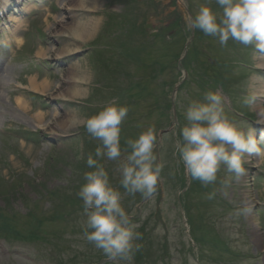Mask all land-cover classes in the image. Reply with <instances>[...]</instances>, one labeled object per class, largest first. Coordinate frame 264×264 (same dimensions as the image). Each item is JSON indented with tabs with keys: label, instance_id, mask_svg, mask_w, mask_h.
<instances>
[{
	"label": "rangeland",
	"instance_id": "obj_1",
	"mask_svg": "<svg viewBox=\"0 0 264 264\" xmlns=\"http://www.w3.org/2000/svg\"><path fill=\"white\" fill-rule=\"evenodd\" d=\"M138 1L141 4L140 8L142 11L138 12L137 17L143 16L144 20L152 28L157 24L156 16L163 14L169 20L174 8H176L173 5V0H156V3L151 5H147L145 0ZM184 1H186L187 6H190L192 13H195L200 6V1L198 0ZM96 4L95 9H86V11L88 13L105 11L110 15L111 13H119L123 10L122 7L113 5L116 4L115 0H97ZM67 8H70V6H67ZM65 10H67L66 7ZM73 10L84 11L81 8ZM179 10L182 13H186L183 9ZM94 16L97 25L92 35L83 40L86 43L93 42L100 36L99 34L103 28V24L108 20V17H104L102 14H95ZM187 16L184 15L185 20ZM79 20L80 18H77V22ZM63 22L69 26L65 16ZM46 23L48 24V22H42L41 27L46 28ZM2 40H5L4 37ZM107 41L110 42L109 39ZM210 46L211 44L204 40L197 42V48L200 50V55L206 63H210L214 55L218 58L229 55L240 56V50L238 48L230 47L229 49L225 48L221 50L219 43H216L213 48L216 51H211ZM95 47L97 50L103 51L106 45L102 44L100 46L101 48ZM158 49L159 54L164 55L165 49H163V45H158ZM35 52L37 53V51ZM55 54L57 52L51 53L50 55L54 56ZM156 55L157 52L155 51L152 56L154 57ZM8 56L9 50L6 51L3 49L1 51L0 49V58H8ZM247 58L249 62L254 61L256 64H259L261 61V57H258L254 51H251L247 55ZM151 60H146L145 64ZM105 61L115 70H118L119 74V78H114L113 81L116 87L112 90L108 89L106 95L116 96L121 94L125 97L128 92L126 91L124 94L122 90H127L130 82L135 83L148 75L146 66L141 67L142 71L137 69V65L130 64L125 67L121 61L113 57L111 51L106 53ZM214 63L216 64V61ZM81 65L85 80L88 83L92 82L94 84L97 78L94 80L92 62L89 59H85L81 61ZM11 68L8 67L5 70L4 78L0 77V81H3V87L0 89V100L2 101L7 99L8 93L4 88H8L14 81L20 82L24 86L28 85L29 78L17 75V72ZM248 68L250 67L248 66ZM123 71H126L133 78H121ZM246 71H240L241 73L234 71L233 75L240 81L231 83L229 93L220 85H213V88L210 90L218 91L222 94L226 114L230 119L240 124L244 131L253 132L257 139L259 150L264 151V99L262 101L256 99L255 103L247 105V109L244 110L248 114L247 118L231 111L232 105L241 107V110L245 109V104L243 103L244 97L238 98V96L245 93L246 95H255V88L258 86L256 82L262 81L256 75L251 74L249 70ZM171 73V71H166L163 79L171 80ZM194 76L191 78H195ZM240 76L243 78H238ZM69 77L70 74L67 72L64 78H61L60 83L48 77L52 85L49 94L59 92L61 86L65 88V85L62 84L63 80L65 78L69 80ZM40 80H45V78L41 77ZM122 82L124 84L121 87L120 84ZM64 88L60 90H64ZM151 91L155 95L160 90L156 84H153L151 85ZM207 91L209 90L203 86H199L197 81L190 79L187 88L181 91L179 95V103L183 107V115L188 99L202 100L204 93ZM133 94L134 97L126 101L128 103L129 113L124 122L132 127L131 132H141L149 125H154L156 130L159 127L166 129L171 121L170 117L156 112L151 115L148 114V107L153 105L150 103L154 98L137 101L135 91ZM87 95L88 89H83L81 98H85ZM8 100L12 104H15L13 94L11 99ZM61 100L56 102L58 106V112L56 113L58 121L53 118L52 113L48 112L47 121L44 123L45 126L40 125L44 130L40 132L39 138L34 137L30 142H25L14 138L13 135L2 136L0 134V215L2 216L1 220L8 222L14 230V235H5L7 238L6 247L9 250L28 253V256L34 260V263H28L16 255L7 256L6 254L3 255L0 253V264H56L59 259L63 260L66 258L68 260L69 258L67 256L71 251L82 250L84 248L82 244L77 242H80V239L84 237L83 230L85 228L86 217L81 214L80 216H76L75 221L55 220L54 218H60L61 214L63 215V211L71 212L69 201L79 193L82 186L78 182L83 173L77 169L76 162L82 159L85 160L90 154L92 155L94 151L93 146L97 145L99 141L93 140V145L92 143L88 144L89 135L82 124L85 118L94 113H89L83 106H81V109L77 108L75 111L74 108H70L68 105L70 102L65 103L66 101ZM49 102L52 105V101ZM94 104L97 105L96 103ZM1 112L0 127L5 124V128H9V131L21 132V134L31 132L30 129L38 130L37 127H39V124L33 119V112L31 114H24L22 111L7 109L5 106L4 112ZM69 114L76 118V124L65 130L59 125L63 123V119L65 121V117L69 116ZM53 121L56 122L53 123ZM185 123L186 121L184 119L183 126ZM138 124L143 127H137ZM158 130L157 132H159ZM176 136L177 131L168 136L169 138L165 142V158L163 159V165L165 167L166 165L172 167L179 162L178 158L175 160L174 157L176 145L178 144L177 141H174ZM168 146H171V150ZM161 147L162 145H159V148L157 147L155 151H159ZM254 156V154L245 156L244 167L246 171L239 179L232 178L230 182L225 183L231 174L227 173L223 168L217 174L218 177L222 178L223 186H226L225 188L219 187V195L226 203L231 205L232 209L224 206L219 208L215 204V207H211L210 204H205L206 206H204V201L205 203L210 201L207 195L205 199L204 195L201 198L200 194H196L194 198L192 197L196 201L201 200L200 205L193 203V207L196 209L192 214L194 215L195 225L198 224L199 220L202 221L201 227L203 231L195 230L198 237L204 236V234L209 235L215 233L229 246V248L226 247L227 250L223 251V253L218 249H214L210 244L203 243V246L194 248L197 244L193 240L195 243L194 246L188 238L185 230L187 223L178 219V209L174 205L176 198L174 193H171L170 199L164 207L158 203L157 198L152 200L146 208L145 218L161 211V216L168 221L169 227H172L170 234L165 235L161 225L157 223L155 225L154 222H151V227L156 228V232L154 233L155 243H159L163 237L169 236L168 246L174 258L172 264H191L192 261H195L194 256L197 253L203 259V264H264V231L260 228L261 225H258L259 219L256 212L253 209L245 210L248 205L257 206L258 202H264V181H261L259 177L264 176V155L260 161L258 157L254 158ZM104 160L111 162L109 168L112 167V173L115 174L119 162L110 161L106 158ZM184 175L186 177L185 171ZM61 185L64 186L63 189L59 188ZM37 200L41 201L39 205L36 204ZM72 200L74 201V199ZM33 216L37 218V221H32ZM33 222L37 223L33 224ZM260 223H262L264 228V217L260 219ZM30 229L31 232H35L41 237L42 241L35 243V240H24ZM197 235L195 233L196 237ZM32 241L35 244H30ZM73 253L76 254L75 252ZM183 254H185V258L181 259L180 255ZM218 257L221 260L216 261ZM122 264H125V262ZM195 264L198 263L195 262Z\"/></svg>",
	"mask_w": 264,
	"mask_h": 264
},
{
	"label": "clouds",
	"instance_id": "obj_2",
	"mask_svg": "<svg viewBox=\"0 0 264 264\" xmlns=\"http://www.w3.org/2000/svg\"><path fill=\"white\" fill-rule=\"evenodd\" d=\"M218 11L209 3L199 6L186 18L190 31L199 30L215 38L223 47L229 40L252 46L264 53V0H215ZM257 97L248 95L243 103H255ZM129 113L127 105L109 103L82 121L92 140L99 141L95 153L86 160L92 169L84 174L85 183L78 193L82 200L85 220L84 236L111 261L133 264L141 245L133 217L121 203V195L111 182L102 159L118 161L120 185L130 195L151 197L161 179L162 163L155 152L157 130L154 125L144 128L135 138L121 144V126ZM186 123L180 129L176 145L185 174L203 186L216 183L218 173L225 169L232 178L245 174L244 158L259 152L257 139L251 131L225 112L223 96L218 91H207L202 100L191 99L185 108ZM137 127H143L138 124ZM126 153V155H124ZM215 193H209L213 199ZM191 264H195L192 261Z\"/></svg>",
	"mask_w": 264,
	"mask_h": 264
},
{
	"label": "bare ground",
	"instance_id": "obj_3",
	"mask_svg": "<svg viewBox=\"0 0 264 264\" xmlns=\"http://www.w3.org/2000/svg\"><path fill=\"white\" fill-rule=\"evenodd\" d=\"M97 0H76L75 5H77V7L79 8H84V9H95V6ZM8 4V1L5 2V5ZM76 6H73L72 8H74ZM60 23H62L61 21H59ZM96 21L95 19H91V20H87L86 22H74V23H70L69 26L67 25H62V30L61 32L67 31V34L70 36H73L74 38H78V39H82L85 40V38H88L92 35L93 31L96 28ZM65 33V32H64ZM60 52L57 53V56H64L67 53H69L70 51H72L71 49H62L59 50ZM39 56H43L46 57L48 56V51H40L37 53ZM260 66L264 67V57H261V61H260ZM81 65L77 64L76 66H73V68H71L70 70V77H69V81L72 82H77V81H86L85 80V75H84V71L81 70ZM79 76V77H77ZM71 82V83H72ZM70 83V84H71ZM27 87L33 91L36 92H41V93H45V94H49L52 88L51 83L45 79V80H39L36 77H30L29 78V84L27 85ZM63 88V87H62ZM82 89H76L74 86H71V88L66 87L64 88V90H60V94H62L64 96V98H76V97H80L82 94ZM255 95L258 96H262L264 95V83L262 81H260L258 83V86L255 88ZM16 105L19 109H24L23 111H26L28 109V107L26 108L25 105L20 102V101H16ZM260 107V106H259ZM65 121L63 119V123H61L59 126H61V128H64L65 130L69 129V127L74 126L76 124V118L73 115H69L67 117H65ZM34 119L42 126H45L44 123L47 121V115L46 113L40 112L38 114H36L34 116ZM55 120H57V117H55ZM58 121V120H57ZM257 157L256 155L254 156V158ZM263 156H259L258 155V159L260 161V159Z\"/></svg>",
	"mask_w": 264,
	"mask_h": 264
}]
</instances>
